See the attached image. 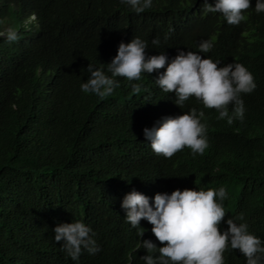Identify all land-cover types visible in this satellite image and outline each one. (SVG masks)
Instances as JSON below:
<instances>
[{
  "label": "trees",
  "instance_id": "1",
  "mask_svg": "<svg viewBox=\"0 0 264 264\" xmlns=\"http://www.w3.org/2000/svg\"><path fill=\"white\" fill-rule=\"evenodd\" d=\"M255 3L230 25L220 13L206 14L205 0H153L139 14L120 0H0L9 23L19 26L33 12L40 21L38 30L21 27L16 42L0 39V264H144L139 241L160 242L148 221L140 222L142 236L126 222L121 202L133 189L154 197L223 186L224 220L243 214L264 240V13ZM136 36L148 42L149 55L170 58L200 51L197 44L214 37L202 58L252 72L257 87L242 94L243 120L228 124L216 109H203V155L186 146L165 158L145 140L143 129L161 117L203 108L195 97L177 106L174 93L155 84L156 72L132 81L147 89L139 94L130 95L125 77L109 97L82 92L88 63H110L119 43ZM73 219L91 225L100 252L73 261L61 249L54 228ZM224 256L225 264H246L238 249Z\"/></svg>",
  "mask_w": 264,
  "mask_h": 264
},
{
  "label": "clouds",
  "instance_id": "2",
  "mask_svg": "<svg viewBox=\"0 0 264 264\" xmlns=\"http://www.w3.org/2000/svg\"><path fill=\"white\" fill-rule=\"evenodd\" d=\"M132 11L139 14L153 6V0H120ZM251 0H205V13H220L230 25L239 24L246 19ZM255 11L264 13V0H256ZM26 31L38 30L40 21L33 12L22 24L17 26L0 17V39L8 43L21 39L20 28ZM160 39H153L159 45ZM215 46V38L201 40L200 51L178 50L177 55L169 57L165 52L149 55L148 42L139 36L130 42L121 41L117 54L108 64L88 63L85 68L90 74L81 83L84 93H91L103 99L111 96L125 77L130 84L131 94L147 91L141 81L142 74L156 72L155 84L164 92L175 95L174 103L180 108L190 97H195L203 105L181 115L163 116L151 127L143 129L145 140L158 155L171 158L186 146L193 155H203L209 146L207 124L203 109L214 108L219 112L218 119L232 124L235 119H244L246 112L242 94L252 93L257 84L251 71L242 63H229L218 67L219 60L202 58L201 53L209 52ZM105 65L106 70H105ZM165 69L160 72L158 70ZM229 105H232L230 111ZM18 105L13 104L12 108ZM227 189L219 188H177L170 193L162 192L149 197L135 189L125 194L121 207L125 211L126 222L140 230L141 220L148 221L151 232L160 242L151 239L139 241L136 250L143 248L146 255L141 257L144 264H225L226 250H239L246 258V264H264V240L249 230L243 214L224 220L226 210L224 201ZM227 224L221 229V222ZM239 221V222H238ZM91 225L82 219L60 223L54 228V240L61 242V249L73 261H79L87 251L96 254L101 247L96 240Z\"/></svg>",
  "mask_w": 264,
  "mask_h": 264
}]
</instances>
